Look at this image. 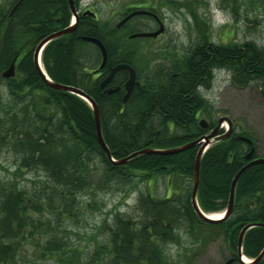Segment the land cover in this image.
Returning <instances> with one entry per match:
<instances>
[{
    "label": "trees",
    "instance_id": "16d2710c",
    "mask_svg": "<svg viewBox=\"0 0 264 264\" xmlns=\"http://www.w3.org/2000/svg\"><path fill=\"white\" fill-rule=\"evenodd\" d=\"M70 18L68 0H23L11 16L8 12L0 14V82L8 97L7 107L0 101V148L7 149L15 159L10 178L0 177V264L25 260L27 245L36 261L49 259L54 264H172L162 248L179 242L175 233L178 225L194 242L201 240V248L212 240L206 231L221 234L235 249L241 230L264 218V164L252 166L241 175L232 213L224 221L200 220L191 208V193L176 194L178 199L171 196L155 200L139 191L135 209L140 217L110 214L100 226L102 241H96L93 235L95 244L87 254L81 255L79 248L70 246L61 235V229L67 228L63 227V217L72 218L80 211L78 197L108 191L111 182L131 186L129 194L134 178L144 181L164 176L170 186L181 191L180 178L193 182L198 149L195 146L171 156L142 155L122 165L108 161L96 140L87 103L47 86L33 66L35 46L66 28ZM195 24L198 40L194 47L181 58L167 50V55L161 56L171 65L147 67L145 76L140 75L142 66H137L143 50L126 46V38L120 35L117 62L131 65L141 83L125 104L123 91L106 95L98 88L99 80H94L92 71L99 64V52L79 39H99L115 59L113 25L80 17L72 33L44 48L42 63L49 78L56 84L80 89L97 105L102 136L116 162L143 149H171L207 134L214 123L207 120V129L198 124L200 115L207 117L210 113L198 87L208 89L216 68L230 69L238 85L260 82L264 92V42L257 46L228 41L214 46L205 41L204 24ZM109 45L114 47L112 51ZM13 60L15 76L5 80L1 73ZM119 76L121 81L126 79L123 72ZM233 133L214 142L201 157L197 199L203 212L226 209L231 182L246 164L245 154L255 147L250 137ZM236 136L249 139L252 145ZM254 156L258 157L255 148ZM96 158L100 163L97 174ZM0 169L5 168L0 165ZM30 174V189L16 184L17 176ZM263 248L264 227L247 230L242 240L243 254L256 258ZM258 264H264V257Z\"/></svg>",
    "mask_w": 264,
    "mask_h": 264
},
{
    "label": "rangeland",
    "instance_id": "374dc122",
    "mask_svg": "<svg viewBox=\"0 0 264 264\" xmlns=\"http://www.w3.org/2000/svg\"><path fill=\"white\" fill-rule=\"evenodd\" d=\"M16 2L17 0H0V14L9 13ZM74 5L80 12L88 8L96 14L100 22L110 23L113 26L136 8L146 7L158 18L164 26V31L155 42H138L136 39L133 40L136 42H132L125 35L133 29H138L141 32L158 29L157 24L150 19L134 18L128 22V29L124 34L127 40L126 46L138 47L143 50L142 53H139L140 61H137V66H142L141 76L148 74L143 71L147 67L160 69L162 65L170 66L171 62H168L170 64L167 65L166 59L162 57L167 55V50L179 58L190 51L198 40L195 22L204 24L205 36H207L205 41H209L214 46L228 41L237 45L252 42L257 46H261L264 42V0H74ZM40 58L43 68L42 55ZM206 88L208 89H198V92L207 102V109L210 110V113L207 117L200 115L198 120H209L216 127L220 118L229 119L234 132L250 137L254 142L256 155L264 157V92L260 82L253 81L246 85H238L233 80L231 70L220 67L212 71L210 85ZM7 99L6 89L0 82L2 107H7ZM227 127V123L223 122L216 136L222 135ZM212 140L210 141L213 142ZM213 144L211 143L210 147ZM95 162L97 168L95 174H97L100 163L97 158ZM0 165L5 168L0 169V177L7 180L14 172L15 159L3 147L0 148ZM32 176L31 174L23 178L17 176L16 184L30 189ZM132 184V191L129 194L131 186L122 187L117 182H111L108 191L97 192L91 197L79 196L80 211L72 218L63 217L65 220L62 223L63 227L67 228H62L61 230L64 231H60L61 235L66 236L69 245L78 247L80 254L85 255L95 244V239H92L93 235L96 236V241H102L103 230L100 229V226L104 219L111 217L110 214L114 215L115 212H120L131 217H140L135 209L139 191L144 196H151L155 200L171 196L179 197L180 194L192 193L193 182L190 179L180 178L181 191L170 186V181L164 176L151 177L144 181L134 178ZM196 200L198 204L197 195ZM91 202L92 204H90ZM204 213L209 215L218 212ZM52 215L54 216V214ZM175 233L178 235L179 242L166 244L162 248L163 255L167 256L172 264H225L233 258H235L234 263L231 261L230 264H240L236 261V258L238 260L237 244L235 249L231 248L227 240L219 233L209 234L204 231L205 235L212 236V240L202 248L200 247L201 240L197 243L194 242L183 226L179 227L178 225ZM32 250L27 245L26 250L24 249L26 258L18 264H54L49 259L36 261L32 257ZM241 254L244 258L246 257L242 252V244Z\"/></svg>",
    "mask_w": 264,
    "mask_h": 264
},
{
    "label": "water",
    "instance_id": "95a60500",
    "mask_svg": "<svg viewBox=\"0 0 264 264\" xmlns=\"http://www.w3.org/2000/svg\"><path fill=\"white\" fill-rule=\"evenodd\" d=\"M22 2V0H20L12 9V12L16 9V7ZM68 5L70 7V12L75 20V23H77L78 21V15L76 13L75 7H74V0H68ZM91 16H94L93 13L88 12ZM139 15H150L154 18H156V16L148 11H144V10H136L131 12L129 15H127L125 18H123L119 23L117 27L122 26L126 21H128L131 17L134 16H139ZM76 28V24L69 26L68 28H65L61 31L55 32L50 34L49 36H47L46 38H44L43 40H41L37 46L34 49L33 52V65L35 68V71L37 72L38 76L47 84V86H49L52 89L55 90H59V91H64V92H68L72 95H75L77 97H79L80 99H82L83 101H85L91 108L92 110V116H93V122H94V129H95V136H96V140L98 142V145L100 146V148L103 150V152L106 154L107 159L116 164V165H122L127 163L128 161L142 156V155H160V156H171V155H176L178 153L184 152L194 146H198L199 145V149L197 151L196 154V158H195V164H194V177H193V185H192V193H191V208L193 210V212L196 214V216L202 220L203 222H209V223H217V222H221L226 220L233 209V203H234V191H235V186L236 183L238 181V179L240 178V176L243 174V172L248 169L251 166L254 165H258V164H264V159L260 158V159H256V160H252L250 161L248 164H246L245 166H243L234 176L232 182H231V186H230V191H229V197H228V204H227V208L225 209V211L223 212V217L220 220H213L210 219L209 215L205 214L202 212V210L199 208L198 204H197V200H196V193H197V189H198V184H199V167H200V160L201 157L205 151V149L207 148V146L209 144H211L212 142L210 141L211 139H213L215 137V141L218 140H224L227 139L230 134L232 133V128H231V121L227 118H220L217 122V126L211 131L209 132V134L203 136L202 138L195 140L191 143L185 144L183 146L177 147V148H173V149H167V150H156V149H143L137 152L132 153L131 155L127 156L126 158H124L123 160L116 162L114 160L111 159V155L109 153V150L103 140L102 137V132H101V124H100V114L97 108V105L95 104V102L89 97L87 96L83 91H81L80 89L71 87V86H67V85H61V84H56L53 83L47 76L46 74L43 72V70L41 69V66L39 65V57H40V53L43 50V48L53 39L59 38L63 35H67L70 34L74 31V29ZM163 32V25L161 23H159V28L155 31V32H148V33H138V34H134L132 36H130V38H156L159 34H161ZM80 40L85 41V42H90L95 44L98 49L100 50L101 56H102V61L100 64L99 68H102L105 63H106V51L105 48L103 46V44L95 38H91V37H80ZM120 70H125L128 72V78L127 81L124 85V90H125V94L122 98V102L125 103L134 86H136L138 83L136 81V75L134 70L126 64H118L117 66L113 67L110 69L109 74L107 75V77L99 84V88L103 89L104 87H106L110 81L112 80V78L114 77L115 73L117 71ZM14 71H15V60H13V62L10 64V66L4 70L1 74V77L4 79H9L11 77L14 76ZM117 89H107L105 90L106 94H111L113 92H115ZM226 122L227 126H228V131L220 136H216L217 132L219 130L220 125ZM199 125L201 126V128L206 129L207 128V124L204 120H201L199 122ZM238 139L246 141V142H250L247 139H243L241 137H238ZM204 140V141H202ZM211 142V143H210ZM251 153L252 150L246 155V158H250L251 157ZM257 226H263L264 227V218H263V222L262 223H256V224H249L247 226H245L241 232L240 235L238 237V242H237V249H236V254L238 257V261L240 264H257L260 262V260L263 258L264 256V248L263 250L260 252V254L255 258V260H253L250 263H245L243 262V255L241 254V244H242V240H243V236L245 234V232L247 230H249L250 228L253 227H257ZM232 261V259L228 260L225 264H230V262Z\"/></svg>",
    "mask_w": 264,
    "mask_h": 264
},
{
    "label": "flooded vegetation",
    "instance_id": "af4514ba",
    "mask_svg": "<svg viewBox=\"0 0 264 264\" xmlns=\"http://www.w3.org/2000/svg\"><path fill=\"white\" fill-rule=\"evenodd\" d=\"M78 12H79V18L80 17H85V16H91L88 12H91L88 8L86 9H84V10H82L81 12L78 10ZM92 13V12H91ZM132 18V17H131ZM129 19L128 21H126V23L123 25V26H120V27H117V25H118V23H119V21L114 25V28H115V35L112 37V42L115 44V59H114V55L112 56V53L111 54H108V51H107V49H106V47H105V49H106V55H107V58H106V63H105V65L102 67V68H99V65H100V62H101V55H100V51H99V49L97 48V46H95V45H93V46H95L96 48H97V50H98V52H99V56H100V59H99V64H98V66H97V69H95V70H93L92 71V73H93V75H96V79H94V80H99V82H98V88H99V84L107 77V75L109 74V72H110V69L111 68H113V67H115V66H117L118 64H121V63H119V62H117L118 61V48H117V43H118V40H119V38H120V35L122 34V35H124L125 34V31L128 29V22L129 21H132L134 18H132V19ZM142 18H146V19H150V20H152V21H154L156 24H157V26H158V23L160 22L159 20H158V18L156 17V18H154V17H152V16H148V15H146V16H142ZM95 19H97V16H96V18ZM157 30V29H156ZM155 31V30H154ZM147 32H149V31H147ZM150 32H153V31H150ZM136 33H143V32H141V31H138V29L137 30H130L129 32H127L125 35H126V37L129 39V40H137L138 42H144V41H148V43H151V42H155L156 40H158L159 39V36L158 37H156V38H130V36L131 35H134V34H136ZM161 36V35H160ZM105 46V45H104ZM109 47H110V45H109ZM110 49H111V51L114 49V47L113 46H111L110 47ZM129 65V64H128ZM131 66V65H130ZM132 67V66H131ZM134 69V68H133ZM135 70V69H134ZM125 73L126 74V79H124V80H122L121 81V76H119L120 75V73ZM135 73H136V71H135ZM136 75H137V73H136ZM93 77V76H92ZM127 77H128V72L127 71H125V70H120V71H117L116 73H115V75H114V77L112 78V80L110 81V83L106 86V87H104V88H112V89H117L114 93H116V92H120V91H123V93H124V84H125V82H126V80H127ZM115 80V84H113V81ZM137 85L134 87V89L135 88H139L140 86H141V83H140V81H137ZM133 89V90H134ZM101 91H104V90H101ZM133 92V91H132ZM111 94H113V93H111ZM124 95V94H123ZM130 98V97H129ZM128 101V100H127ZM232 134H234V133H232ZM250 145V144H249ZM252 145V144H251ZM255 158L253 157V155L249 158V159H245V160H247V162H246V164L247 163H249L250 161H252V160H254ZM234 263V262H233Z\"/></svg>",
    "mask_w": 264,
    "mask_h": 264
},
{
    "label": "bare ground",
    "instance_id": "6f19581e",
    "mask_svg": "<svg viewBox=\"0 0 264 264\" xmlns=\"http://www.w3.org/2000/svg\"><path fill=\"white\" fill-rule=\"evenodd\" d=\"M222 212H218V213H211V214H209V217H210V219H213V220H220L221 218H222ZM243 259V262H245V263H249V259H247V258H242Z\"/></svg>",
    "mask_w": 264,
    "mask_h": 264
}]
</instances>
